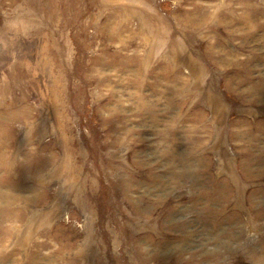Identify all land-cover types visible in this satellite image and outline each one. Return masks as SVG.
Segmentation results:
<instances>
[{
    "label": "rangeland",
    "instance_id": "374dc122",
    "mask_svg": "<svg viewBox=\"0 0 264 264\" xmlns=\"http://www.w3.org/2000/svg\"><path fill=\"white\" fill-rule=\"evenodd\" d=\"M0 264H264V0H0Z\"/></svg>",
    "mask_w": 264,
    "mask_h": 264
}]
</instances>
